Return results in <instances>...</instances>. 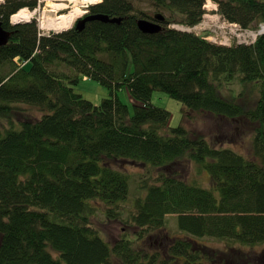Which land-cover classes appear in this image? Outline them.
I'll return each mask as SVG.
<instances>
[{
    "label": "trees",
    "instance_id": "16d2710c",
    "mask_svg": "<svg viewBox=\"0 0 264 264\" xmlns=\"http://www.w3.org/2000/svg\"><path fill=\"white\" fill-rule=\"evenodd\" d=\"M37 1L0 2V20L12 31L0 46V264H241L250 257L244 246L264 245V33L226 45L206 40L210 31L172 27L200 23L206 0H149L165 17L156 33L137 27L153 16L136 14L134 0L88 9L120 23L94 20L45 35L35 20L10 24ZM211 1L229 23L251 31L264 24V0ZM85 78L109 96L94 104L76 93ZM123 87L141 103L132 112L118 96ZM155 90L181 102L188 122L209 115L214 127L249 131L246 153L170 127V112L151 102ZM22 105L41 116L13 119ZM187 162L209 174V187L181 173ZM126 164L146 176L132 210L123 204ZM93 204L131 234L106 241L92 222ZM168 215L182 236L163 231ZM160 231L168 242L151 248Z\"/></svg>",
    "mask_w": 264,
    "mask_h": 264
},
{
    "label": "rangeland",
    "instance_id": "374dc122",
    "mask_svg": "<svg viewBox=\"0 0 264 264\" xmlns=\"http://www.w3.org/2000/svg\"><path fill=\"white\" fill-rule=\"evenodd\" d=\"M1 1L2 0H0V2ZM99 2L93 4L90 3L85 6H82L83 4L81 3V0H76V1L75 0L74 1L38 0L37 6L33 9H29L28 7H23L19 9L21 10L26 8L29 12L32 13V16L29 17L28 20L14 22L12 20V15H13L12 14L9 17V22L10 24H17V23H23V22H29L31 20H35L39 34L41 35H45L51 32H61L70 29L74 25L77 19H81L86 15L90 6L97 4ZM52 3H63L65 4V6H63L62 8L55 9L51 6ZM133 5H134V12L136 14H141V15L143 14L148 16H153L154 14L152 5L149 0H134ZM74 6H77L79 9H81L82 12L79 14V16L75 19V21L71 24L70 27L60 31L49 29L46 27L47 20L49 18H54L60 14H66L69 11L73 10ZM204 8L206 12L201 22L198 23L197 25L188 28L185 26H179L175 24L172 25V27L181 30L194 31L198 35L205 30L210 31V34L204 36L206 40L214 43L226 44V45H230L233 42L250 43L254 40L255 35L259 31V30L251 31V30L243 29L238 24L227 22L225 19L221 17L219 13H217V5L215 2L211 0L205 1ZM163 12L166 15V12L165 11ZM263 27L264 24L261 26V28ZM73 88L76 93L81 94L85 99L90 100L94 104H99L102 101V99L109 96V92L106 87L101 85L99 82L89 78L80 80L78 84L73 86ZM118 96L123 103L128 105L131 112L133 111V105L135 103L137 105L141 104L139 103V101L135 100L134 97H132L128 93L126 87H123L119 91ZM151 102L155 106L164 107L170 112L171 116L168 124L170 127L185 125L189 129L202 133L212 143H214V141H217V139H219L220 141H222L221 142L222 146L231 147L235 149L237 152L246 153L247 147L249 145V139H250L249 137H251L249 131H247V133L240 132L237 128H235L233 125L229 123L214 127V119L209 115H205V116L195 115L194 119L188 122L187 120H184L183 117L182 103L169 97L168 94L163 91L155 90L153 92ZM21 107H23L22 113L16 114L15 116H13V119L15 118V120H21L25 116L27 117L41 116V112L35 107L28 105H22ZM178 168L180 169L181 173L185 175L190 181H193L196 184L205 187L210 186L209 174L204 170L198 169V166L194 162L182 163L178 166ZM126 171L131 174V182H130L131 187H130L129 198L123 204H125L126 206L125 208H127L128 210H132L134 199L139 195L136 186L138 185V182L142 178H145L146 176L140 177L142 170L133 164H126ZM93 205H95L97 210L95 211L92 217V222L106 241L111 243L114 240H116L118 237L122 236L123 234H131L133 228L129 227L125 222H123L119 218L108 217L106 215L107 211L102 204H93ZM167 218L169 221L167 227L168 229H165L163 231H167L168 234L174 237L182 236L181 234H178L176 232L175 219H174L175 216L168 215ZM163 231H160L157 234V236H153L149 239V246L151 248L160 247V245H162L163 243L168 242L167 235L166 233H163ZM199 241L215 246L217 248H225L223 243L220 241H212L206 239H202V240L200 239ZM242 249H244L245 250L244 253H246L250 257H243L244 260L241 262V264L242 263L264 264V245H255L251 247L244 246Z\"/></svg>",
    "mask_w": 264,
    "mask_h": 264
},
{
    "label": "water",
    "instance_id": "95a60500",
    "mask_svg": "<svg viewBox=\"0 0 264 264\" xmlns=\"http://www.w3.org/2000/svg\"><path fill=\"white\" fill-rule=\"evenodd\" d=\"M101 2V1H100ZM154 20H149L147 18L137 19V27L144 33H156L162 29V22L165 20V17L161 13H155L153 15ZM101 21L104 23H120V17H109L107 14H90L85 17L78 19L75 23V28L82 30L85 26V23L88 21ZM264 33V27L258 31V34ZM12 31L6 29L3 26V22L0 20V46H3L8 43Z\"/></svg>",
    "mask_w": 264,
    "mask_h": 264
},
{
    "label": "bare ground",
    "instance_id": "6f19581e",
    "mask_svg": "<svg viewBox=\"0 0 264 264\" xmlns=\"http://www.w3.org/2000/svg\"><path fill=\"white\" fill-rule=\"evenodd\" d=\"M70 1H74V0H70ZM99 1H101V0H81V3L83 4L82 6H85L87 4H90V3L93 4V3H96ZM51 6L55 9H58V8H62L63 6H65V4H63V3H52ZM81 12H82L81 9H79L77 6H74L73 10L69 11L66 14H60L54 18H49L47 20L46 27L49 29L57 30V31L67 29L68 27L71 26V24L75 21V19L79 16V14ZM31 16H32V13L29 12L26 8H24V9L19 10L17 13L13 14L12 20L14 22L28 20L29 17H31ZM76 21H75V23H76ZM75 23H74V25H75ZM256 35H255L254 39L256 38Z\"/></svg>",
    "mask_w": 264,
    "mask_h": 264
},
{
    "label": "flooded vegetation",
    "instance_id": "af4514ba",
    "mask_svg": "<svg viewBox=\"0 0 264 264\" xmlns=\"http://www.w3.org/2000/svg\"><path fill=\"white\" fill-rule=\"evenodd\" d=\"M86 15H89V12H87ZM86 15H85V16H86ZM85 16H84V17H85ZM151 17H152V16H151ZM82 18H83V17H82ZM149 20H154V18L152 17V18L149 19ZM162 23H163V22H162Z\"/></svg>",
    "mask_w": 264,
    "mask_h": 264
}]
</instances>
